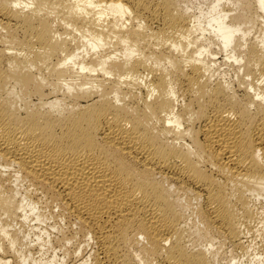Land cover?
Segmentation results:
<instances>
[{
    "label": "bare ground",
    "instance_id": "bare-ground-1",
    "mask_svg": "<svg viewBox=\"0 0 264 264\" xmlns=\"http://www.w3.org/2000/svg\"><path fill=\"white\" fill-rule=\"evenodd\" d=\"M263 200L264 0H0V264H264Z\"/></svg>",
    "mask_w": 264,
    "mask_h": 264
},
{
    "label": "rangeland",
    "instance_id": "rangeland-1",
    "mask_svg": "<svg viewBox=\"0 0 264 264\" xmlns=\"http://www.w3.org/2000/svg\"><path fill=\"white\" fill-rule=\"evenodd\" d=\"M189 3H193V4H196V3H198L199 1H201V0H187ZM183 197V198H182ZM181 198L182 199H180L181 200V202H182V204H184V206L186 207L185 208V210H186V215H188L189 216V214L191 215V212H192V210L194 209V207L196 206V201L195 200H190L189 201V203H187V199L186 198H184V195L183 196H181ZM261 205H263V207H264V200L262 201V204ZM262 207V206H261ZM259 208V211H261V209H263L262 211H261V214L263 215V217H262V215H260L261 216V219L262 218H264V208L262 207V208ZM187 216V217H188ZM260 216H259V218H260ZM193 216H190L189 218H188V220H187V225H186V228L187 229H191V225L190 224H192V226H193V218H192ZM262 220H264V219H262ZM259 221H260V219H259ZM258 221V222H259ZM258 225L257 226H259L260 225V223H257ZM252 225H253V227H252ZM251 225V229L250 230H248V231H250V232H248V233H246V231L244 232L245 233V235H244V237H243V241H244V244L246 245H249V248H248V253H249V257H250V254H252V256H253V253L254 252H256V253H258V254H261V256L263 257L264 256V237L262 236V234H259V232L258 231H256V228L254 227V224H252ZM258 236V237H257ZM255 239V240H254ZM218 240H216L215 239V241H214V243H216ZM246 242V243H245ZM214 246H216V245H214ZM219 250L220 251H218L219 252V254H218V264H226L227 262H228V260H229V258H230V254H232V255H234L235 254V256H236V252H237V255L238 256H236V257H239L240 255H241V253L239 252V251H236V252H233L232 251V247L229 245V244H225V245H222L220 248H219ZM228 250V251H227ZM230 251V252H229ZM221 252V253H220ZM252 252V253H251ZM231 255V256H232ZM258 256V255H257ZM228 257V258H227ZM248 257V258H249ZM222 258V259H221ZM251 258V257H250ZM227 261V262H226ZM226 262V263H225ZM263 262L262 261H260V263L259 264H262ZM251 264H253V262L251 263Z\"/></svg>",
    "mask_w": 264,
    "mask_h": 264
}]
</instances>
